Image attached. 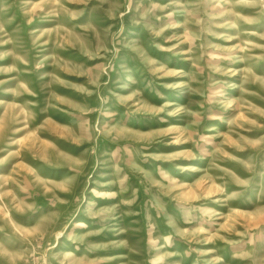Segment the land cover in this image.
<instances>
[{"label": "rangeland", "instance_id": "374dc122", "mask_svg": "<svg viewBox=\"0 0 264 264\" xmlns=\"http://www.w3.org/2000/svg\"><path fill=\"white\" fill-rule=\"evenodd\" d=\"M0 264H264V0H0Z\"/></svg>", "mask_w": 264, "mask_h": 264}]
</instances>
